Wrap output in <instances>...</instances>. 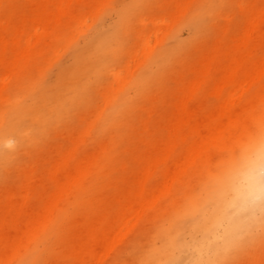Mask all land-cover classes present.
I'll return each mask as SVG.
<instances>
[{
    "label": "bare ground",
    "instance_id": "obj_1",
    "mask_svg": "<svg viewBox=\"0 0 264 264\" xmlns=\"http://www.w3.org/2000/svg\"><path fill=\"white\" fill-rule=\"evenodd\" d=\"M120 1L0 0V264H126L129 247L137 264H195L242 218L238 157L264 137V0ZM203 259L264 264V219Z\"/></svg>",
    "mask_w": 264,
    "mask_h": 264
},
{
    "label": "clouds",
    "instance_id": "obj_2",
    "mask_svg": "<svg viewBox=\"0 0 264 264\" xmlns=\"http://www.w3.org/2000/svg\"><path fill=\"white\" fill-rule=\"evenodd\" d=\"M238 161L240 167L250 170L253 185L252 191L247 195L240 209L242 218L229 233L204 237L195 248L201 257L195 261V264H212L211 259L204 260L203 257L210 258L221 251H226L227 245L242 228L264 219V137H261L252 146H244Z\"/></svg>",
    "mask_w": 264,
    "mask_h": 264
},
{
    "label": "rangeland",
    "instance_id": "obj_3",
    "mask_svg": "<svg viewBox=\"0 0 264 264\" xmlns=\"http://www.w3.org/2000/svg\"><path fill=\"white\" fill-rule=\"evenodd\" d=\"M125 1H126L125 5H123V3H125L123 0L120 1V6L121 7H123V6L125 7L127 5V3L129 1H131V0H125ZM116 18H117V15L114 12H111V11L102 12L99 15V19L96 22H94V23L89 22L87 24L88 25L87 27L91 28V31L97 30V29L107 30L114 24ZM189 33L191 34V32L185 27L178 28L176 30V32H175V39L176 40L173 41V42L172 41L168 42L167 45L170 46V45H172V43H174V44L176 43L177 44L178 42L187 41L188 38L190 39V37H191V35ZM188 36H190V37H188ZM81 46H82V44H81ZM81 46H79L77 49H75L76 51L73 50V49H70V50L66 51V49H64L65 51H62L60 53V57L58 58L57 65H55L52 69H50V71H49V73L47 75L48 77H50V79H49L50 81H52V82L54 81L55 82V78H57L58 76H60V75L63 76L64 74L66 75L69 72L67 70L73 71L74 67L73 66L71 67V64H72V62L74 64L75 63L74 60L78 59L77 53L82 50ZM73 52H76V53L74 54ZM78 56H80V55H78ZM79 65H80V63H79ZM80 66L82 67V65H80ZM76 67H78L77 64H76ZM62 68L64 70L65 69H67V70H65V71L63 70L62 72H60L62 70ZM66 71H67V73H66ZM59 72H60V75H59ZM68 74H70V72ZM144 239H145V236L142 237L140 240H138L139 245H142V244L145 243L146 240H144ZM137 256H138V252L134 251L133 248L129 247L127 249L126 248L124 249L121 257L119 258V260L121 262L124 261L123 263L128 264V263H131V262H129V260H127V259H130V261H131L132 258H133L134 261L132 263L137 264L136 260H135L137 258Z\"/></svg>",
    "mask_w": 264,
    "mask_h": 264
}]
</instances>
